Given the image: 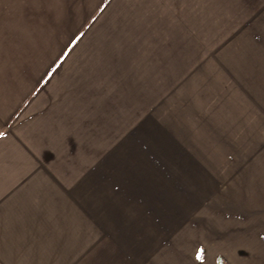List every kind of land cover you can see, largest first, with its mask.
Wrapping results in <instances>:
<instances>
[{
  "label": "rangeland",
  "instance_id": "1",
  "mask_svg": "<svg viewBox=\"0 0 264 264\" xmlns=\"http://www.w3.org/2000/svg\"><path fill=\"white\" fill-rule=\"evenodd\" d=\"M87 35L104 118L71 264H264V0H113Z\"/></svg>",
  "mask_w": 264,
  "mask_h": 264
},
{
  "label": "crops",
  "instance_id": "2",
  "mask_svg": "<svg viewBox=\"0 0 264 264\" xmlns=\"http://www.w3.org/2000/svg\"><path fill=\"white\" fill-rule=\"evenodd\" d=\"M112 2L0 0V264L78 262L103 67L70 62Z\"/></svg>",
  "mask_w": 264,
  "mask_h": 264
},
{
  "label": "snow or ice",
  "instance_id": "3",
  "mask_svg": "<svg viewBox=\"0 0 264 264\" xmlns=\"http://www.w3.org/2000/svg\"><path fill=\"white\" fill-rule=\"evenodd\" d=\"M197 258H199V257H197Z\"/></svg>",
  "mask_w": 264,
  "mask_h": 264
}]
</instances>
